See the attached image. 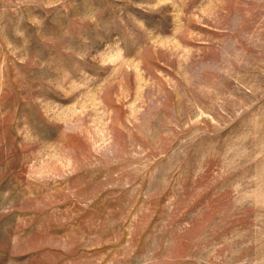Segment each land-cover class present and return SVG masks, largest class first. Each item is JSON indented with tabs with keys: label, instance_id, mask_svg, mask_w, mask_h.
I'll return each instance as SVG.
<instances>
[{
	"label": "rangeland",
	"instance_id": "rangeland-1",
	"mask_svg": "<svg viewBox=\"0 0 264 264\" xmlns=\"http://www.w3.org/2000/svg\"><path fill=\"white\" fill-rule=\"evenodd\" d=\"M0 264H264V0H0Z\"/></svg>",
	"mask_w": 264,
	"mask_h": 264
}]
</instances>
